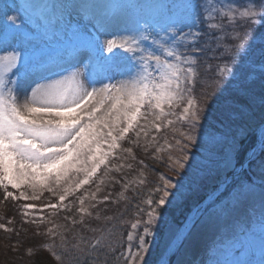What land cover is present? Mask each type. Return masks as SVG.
Returning <instances> with one entry per match:
<instances>
[{
  "label": "snow or ice",
  "instance_id": "obj_1",
  "mask_svg": "<svg viewBox=\"0 0 264 264\" xmlns=\"http://www.w3.org/2000/svg\"><path fill=\"white\" fill-rule=\"evenodd\" d=\"M34 7L42 11L29 35L27 8L0 4L3 200L36 201L45 192L56 200L15 205L20 231L31 225L34 236L48 238L27 246L30 264H48L42 251L55 264H187L185 243L211 224L231 223L257 187L264 237V0H63ZM104 34L110 38L102 41ZM65 38L77 43H54ZM125 141L130 147H122ZM134 148L175 176L153 168V187L145 189L149 166ZM117 151L141 166V178L125 177L122 189L133 185L134 200L119 214L102 215L108 209L97 204L111 193L100 200L97 193L107 173L133 168L108 166L121 158ZM102 165L96 191L77 195ZM205 187L204 198L174 223L171 209ZM129 208L131 221L124 218ZM45 210L49 216L35 215ZM61 212L72 213L63 224L50 218ZM92 219L104 224L91 226ZM0 229L20 236L4 223ZM241 231L242 254L256 232Z\"/></svg>",
  "mask_w": 264,
  "mask_h": 264
},
{
  "label": "rangeland",
  "instance_id": "obj_2",
  "mask_svg": "<svg viewBox=\"0 0 264 264\" xmlns=\"http://www.w3.org/2000/svg\"><path fill=\"white\" fill-rule=\"evenodd\" d=\"M111 4H120V3H138V4H145V5H155V4H165L168 3L169 0H107ZM63 2V0H45L44 4H51V3H59ZM39 6V5H38ZM14 14V13H13ZM11 14V15H13ZM32 28V30H31ZM24 31L32 33L34 32V26L26 23L24 24ZM109 38V35H101L100 39L103 41ZM61 47H69L75 45L77 42L75 39L69 40L65 38L64 40H57L54 42ZM104 55H109L108 53H104ZM143 142V137L141 138ZM122 147H130V145L125 141L122 143ZM134 153L136 154L138 159L144 160L146 164L151 158L150 153L146 154L143 151L134 148ZM117 156L121 157L120 159H109L108 166L114 167L117 165H127L131 163L133 165L132 169H128L127 167L121 168L120 171H110L107 173V177H105V166H101L96 177L93 178V181L89 185L83 186V189L80 192H77V195L83 194V192H95L97 183L101 177H105V182L100 185V191L97 193V200L102 199L103 196L108 195L111 193V200L106 203H99L97 204V209L102 207H111L116 204L119 198V194L116 193L114 190L119 188L120 193L121 191H126L122 189L123 183H125V177L127 181H132L135 179H140L141 177L138 174V170L140 169V165L136 163V161L132 160L130 157L128 159H123L122 157L125 155L117 151ZM167 175H171L166 173ZM146 176V171H145ZM257 180V185H259V178L258 176L254 177ZM115 181H119L114 182ZM133 185H130V187ZM129 187V188H130ZM208 188H202L200 191H192L188 194L184 200L176 205L177 211L174 215L170 216L174 223L179 225L184 217L188 214L191 207L198 203L201 199L204 198ZM9 191H14L13 189L9 188ZM0 193H2V189H0ZM18 194V193H17ZM260 197V190L259 187L256 188L255 195ZM254 196L251 198L253 199ZM51 199L53 203L56 202L55 198H51L50 194L45 192L40 200L36 201H19L21 203H34L39 208L43 204L47 203L48 200ZM69 199H72L71 197ZM90 203H96V201H85V206H88ZM78 202L76 207H78ZM8 210L7 203L3 200V196L0 194V217L2 214L6 213ZM250 213L246 212L245 216H240L239 219H233L231 223L225 225L223 221H218L214 224L209 225L211 228L214 229L212 231L214 233L213 238L207 241L206 244L202 245L201 241L204 237V233L202 230L197 234L195 239L189 240L185 243L186 251L183 253V259L187 262V264H234L235 261L243 260L247 261L248 264H261L264 261V246H262V240L264 237L260 235L259 229V219L261 210L256 211V209H250ZM49 212V210H45ZM95 213L96 210L90 209ZM44 214V213H43ZM35 215H42V213H35ZM45 215V214H44ZM78 218V216H77ZM0 223L6 224L2 218H0ZM50 226V225H49ZM8 227V226H7ZM231 228L229 232L228 229ZM254 229L256 235L253 236L251 239L247 240L246 248L243 249L244 253H239L237 249L241 245V241L244 239V232L241 229ZM2 231V229H0ZM208 235V234H207ZM206 235V236H207ZM213 235V234H212ZM14 243L10 242L9 240H5L0 233V264H18L13 261L12 251L15 248H12ZM15 245V244H14ZM16 246V245H15ZM18 246V245H17ZM199 248V249H198ZM12 250V251H11Z\"/></svg>",
  "mask_w": 264,
  "mask_h": 264
},
{
  "label": "trees",
  "instance_id": "obj_3",
  "mask_svg": "<svg viewBox=\"0 0 264 264\" xmlns=\"http://www.w3.org/2000/svg\"><path fill=\"white\" fill-rule=\"evenodd\" d=\"M261 29L257 28L256 29V35H260L261 33ZM259 47V45H257V48ZM146 165H148L149 167L145 169L146 171V178L147 181L149 183H147L144 188H149V187H153V185L150 183L151 181L156 179L155 174L153 173L152 169H158L161 172H165V173H169L172 174V176H175V173L169 172L167 168L164 167V165L157 163L156 161H153L152 159H150ZM133 186H131L129 189H127L124 192V196L118 198V201L116 202V204L114 206L111 207H106L108 209L107 212L102 213V215H114V214H119V212L124 209L126 203L128 201H133L135 198V193L131 190ZM135 187L137 188V191H144V189H141L138 185H135ZM116 193L120 194V190L119 188H117L116 190H114ZM191 192H189L188 194H190ZM2 195V193H0ZM144 194L146 195V191L144 192ZM7 203L8 206V210L6 211V213H4V215L2 214V219L3 221L6 223V225L9 228H15L16 230L20 231V221H21V217L20 215L16 212L15 209V205L18 202H12V201H5ZM138 202V201H136ZM22 204V203H21ZM105 207H102L100 209H104ZM177 211V207L175 206L173 209H171L170 211V216L174 215ZM135 212V208H129L128 209V215H126L124 218L126 220L131 221L133 219L132 213ZM45 214V216H49L50 213L47 211L43 212ZM42 213V215H44ZM66 215H72V213H65V212H61L58 216L55 217H50L51 219H53L56 223H60L63 224L64 220L63 217ZM12 218L14 219V223H8V220ZM77 218V217H76ZM78 219V218H77ZM88 218L86 217V220ZM89 223L91 224V226H100L102 224H104L103 220L100 221H96L94 219L90 220ZM24 228L27 229V232L25 231H20V236L17 237L15 235V233H8L5 232L4 230L0 231V233L2 234V237L5 240H9L10 242L14 243L12 244L13 247L15 248L14 251H12V255L13 256V261L18 263V264H30V260H29V255L27 252V246L28 245H34L37 243H42L44 240L48 239L47 237H42V236H34L33 232H34V227L31 225H24ZM77 231H80V226L77 225ZM129 229L125 228L122 229L121 231L124 232V235L126 237V233ZM40 231H44L43 228L40 229ZM87 234V233H86ZM57 243H59V238H57L56 240ZM18 245V246H17ZM41 257L44 258L45 260L48 261V264H55V260L53 257H51V255L49 253H47L46 251H42L40 253ZM33 259H35V257H33ZM122 264V262H121Z\"/></svg>",
  "mask_w": 264,
  "mask_h": 264
},
{
  "label": "bare ground",
  "instance_id": "obj_4",
  "mask_svg": "<svg viewBox=\"0 0 264 264\" xmlns=\"http://www.w3.org/2000/svg\"><path fill=\"white\" fill-rule=\"evenodd\" d=\"M43 2H45V0H0V4L8 3V4L14 5V6H20V5L25 6L28 10L27 14L24 15V21L27 25H29V24L33 25V21L37 17H39L42 9L35 8L34 6L43 5ZM98 2L109 3L107 0H98ZM11 14H13V13H9V15H11ZM14 14H16V13H14ZM31 30H32V28H31ZM24 32H26V31H24ZM26 33H28L29 35L32 34L31 31L26 32ZM104 35L106 36L108 34H104ZM3 36H4V30H3V25H2V17H0V40L3 39ZM109 38H110V36H109ZM249 208L250 209L255 208L256 211L261 210V199H260V197L254 196V198L250 200L249 204L244 209H242L241 211L236 213L234 216L235 221H236V219H239L240 216H243V218H244L246 212L250 213L251 210H249ZM230 230H231V228H229L227 232H229ZM212 231H214V229L211 228L210 226H207L204 229H202V232L204 233V237L201 241L202 245L206 244L207 241H209L211 238H213L214 233Z\"/></svg>",
  "mask_w": 264,
  "mask_h": 264
}]
</instances>
